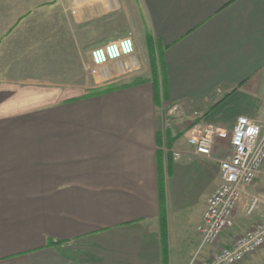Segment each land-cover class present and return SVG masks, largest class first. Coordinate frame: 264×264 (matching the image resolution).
Masks as SVG:
<instances>
[{"label":"crops","instance_id":"1","mask_svg":"<svg viewBox=\"0 0 264 264\" xmlns=\"http://www.w3.org/2000/svg\"><path fill=\"white\" fill-rule=\"evenodd\" d=\"M129 29L135 51L98 66L103 89L137 65L126 60L151 34L164 102L202 108V123L229 130L239 116L263 118L264 0H0V264H163V209L170 264H193L264 215L240 213L205 244L197 228L221 182L217 149L160 143L164 102L150 82L101 93L70 85L93 81L92 50ZM225 105L237 113L227 121ZM160 150L165 182L167 172L178 187L204 173L219 181L192 219L166 187L162 196ZM239 264H264V247Z\"/></svg>","mask_w":264,"mask_h":264},{"label":"built area","instance_id":"2","mask_svg":"<svg viewBox=\"0 0 264 264\" xmlns=\"http://www.w3.org/2000/svg\"><path fill=\"white\" fill-rule=\"evenodd\" d=\"M134 51L133 38L125 36L95 47L91 54L94 66L98 67ZM187 142L202 156L212 155L213 149L223 143L219 159L221 182L209 197L203 221L197 228L203 242L213 245L235 225L240 213L251 216L264 209V194L251 189L264 164V116H239L232 130L199 121L189 128ZM263 247L264 215L235 235L227 246L193 264H239Z\"/></svg>","mask_w":264,"mask_h":264},{"label":"rangeland","instance_id":"3","mask_svg":"<svg viewBox=\"0 0 264 264\" xmlns=\"http://www.w3.org/2000/svg\"><path fill=\"white\" fill-rule=\"evenodd\" d=\"M128 22H129V20H128ZM118 24H117L116 28L121 27V25H118ZM128 26L130 27V24H128ZM112 27H114V26H112ZM112 30H113V28H112ZM138 30H137V32H139ZM133 33H134V30L129 29V31L127 32V35L131 36L134 39ZM98 35L99 34H97L96 36H98ZM74 39L79 40L80 36L78 37V35H75ZM81 40H82V37L79 40L80 41L79 42L80 47L82 45ZM69 41H72L71 37H69ZM140 45H141L140 46L141 50H140V52H138L137 56H135L131 60H129V59L126 60V62L127 61L136 62L137 65L135 67H130L131 71H128L127 73H125V75H123L121 78H117L116 81L113 82L114 85H119V84L121 85V84H125L128 82H132L135 78H142L145 80H147V79L149 80V79L153 78L151 58H150V55H149V52L147 49V45L145 44V41H144V43L142 42ZM93 69L90 70L95 75V79L93 81L90 80L88 82H85L84 84L78 83V84H70V85H72L73 87H76L77 89H80V90H87L86 88L92 89L93 87H94V89L103 88V86H105L106 83L102 82L96 76L98 73L97 72L98 67L95 66V68H93ZM83 70H85V69L82 68V71ZM85 74H88V73L85 71ZM141 84H143V83H141ZM214 101H216V100H214ZM163 102H164V100H163ZM207 105L210 106L209 103H207ZM207 105H205V107ZM198 106H200V105H198ZM201 106H202V104H201ZM228 106L229 105H225V106L218 109V111H220V110H221V112L223 111L224 121H227V119L229 117H231L233 115L236 116V114H237L236 110H232ZM178 109H179V107L178 106L176 107V103L164 102V104L162 105V114L163 115H162V123L160 126L161 127L160 130H162L164 135H167L168 130H169L171 132V135H173V136L184 132L183 135L180 136V139H179V141L182 142L188 138V130L190 128V125L193 122H195L196 119L199 118V115H201V113L204 111L202 110V108H199V107L189 108L187 106L180 108L179 111H178ZM222 144L217 145L213 149V150L217 149V151H218L217 155L218 156H222L221 155L222 154V148H223ZM165 150L167 151V148ZM174 157L176 158V155ZM183 162L184 163L190 162L187 160V156L183 157L182 160L180 161V163H183ZM173 166H174V162L172 163V165L169 169V171L171 170L170 174L172 173ZM179 168H180V166H179ZM170 174L168 172L166 173L167 182H165V184H166L165 187L169 191L170 199L172 200V202L173 201L178 202V199H179L180 202L184 206L183 213H180L178 216L181 218L189 216L188 218L192 219L194 216H197V214L199 212L200 205L202 204L203 200L205 199V197L207 195H209V193H211L213 191V189L215 187H217V185L219 184V181L217 178L216 179L209 178L210 177L209 174L204 173L201 178H199L197 176L192 177V179L190 180L189 183H184L180 187H178L176 177L175 178L172 177V178L168 179V176ZM255 186H256L257 190H259L261 193H264V164L262 165V167L260 169L257 180L255 182ZM176 188H177V190H176ZM251 189L254 190V188H251ZM178 190L181 193L178 192ZM261 193H259V194H261ZM244 215H245V217H247V215L245 213H244ZM251 216H253V215H251ZM235 227H236V225H234L232 228H230V230L234 229ZM227 230H229V229H227Z\"/></svg>","mask_w":264,"mask_h":264},{"label":"trees","instance_id":"4","mask_svg":"<svg viewBox=\"0 0 264 264\" xmlns=\"http://www.w3.org/2000/svg\"><path fill=\"white\" fill-rule=\"evenodd\" d=\"M147 49L151 58V66H152V74L153 78L152 79H142V78H135L132 82H128L125 84L121 85H114L110 84L108 85L105 89L103 88H97L93 90V93H101L104 91H111L114 90L118 87H123V86H130V85H137L145 82H150L153 85L154 89V99L158 105H162V102L164 100V97L162 95L166 94L165 88H164V81H163V74L165 72V63H164V54L162 51L158 50L156 48V41L152 37L151 34H148L147 36ZM165 75V74H164ZM221 101L217 102L220 103ZM215 107V106H214ZM212 107V108H214ZM211 108V109H212ZM200 120H196L190 125V128L193 127L197 122ZM184 132L179 133L175 136L171 135V132L168 130V134L164 135L162 131L159 133V140L160 143L163 144V140L165 138L166 140V145L169 148H172L174 142L183 135ZM163 146V145H161ZM167 154V162L169 169L172 165V162L174 160V154L171 151H166ZM165 155V152L163 150L159 151V157H160V186L162 190V196L165 193V172H163L162 168V161L163 157ZM163 201V200H162ZM160 232H161V242H162V250H163V264H170V247H169V226H168V216L167 212L165 209L161 211L160 214ZM59 243L58 240H50V244H57Z\"/></svg>","mask_w":264,"mask_h":264},{"label":"bare ground","instance_id":"5","mask_svg":"<svg viewBox=\"0 0 264 264\" xmlns=\"http://www.w3.org/2000/svg\"><path fill=\"white\" fill-rule=\"evenodd\" d=\"M133 54V53H132Z\"/></svg>","mask_w":264,"mask_h":264}]
</instances>
